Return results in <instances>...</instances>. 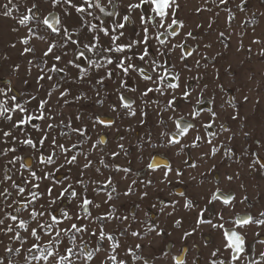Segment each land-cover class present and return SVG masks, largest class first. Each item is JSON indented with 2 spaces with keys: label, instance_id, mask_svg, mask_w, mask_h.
Instances as JSON below:
<instances>
[{
  "label": "snow or ice",
  "instance_id": "snow-or-ice-1",
  "mask_svg": "<svg viewBox=\"0 0 264 264\" xmlns=\"http://www.w3.org/2000/svg\"><path fill=\"white\" fill-rule=\"evenodd\" d=\"M47 2L51 10L46 14L40 13L38 3L33 0L30 7L26 6L25 11L20 13L19 17H15L18 24L27 30V35L20 40L24 45L21 55L35 54L36 49L31 43L34 39L47 45L42 56L38 58L39 63H35L38 69L36 77L38 85L45 78L53 81L56 76H60L64 83L83 82L89 78L90 70L95 69L104 71V75L95 80V86L102 88L106 79L113 80L119 73L123 77L115 90L119 108L125 110L126 115L134 117L136 101L129 99L124 93L137 91L135 87L129 86L127 79L135 73L145 82V88L140 92L142 98L148 97L150 93L159 96L171 95V99L167 101L162 111L170 110L176 113L178 98L175 92L181 88V74L174 71L176 66L171 64V56L179 50L178 59L184 67H187L186 61L199 51L198 48L187 44L188 39H196L192 31L185 32L184 37L179 42L176 41L185 28V22L177 16L180 9L177 0H107L106 4L104 0H79L78 3L76 0H47ZM231 2L232 0H204V5L198 7L196 12H212V8L207 7L209 3L215 5L217 9L223 6L222 10L227 13V22L230 26L236 19V13L228 7ZM247 3L248 0H239L235 7L243 13L246 11ZM0 7L3 9L0 15L5 17H12L14 10L20 12V6L14 3V0H7V3ZM219 15L217 11L216 16ZM254 17L255 14L245 23L255 24ZM73 19L76 21L75 24L71 23ZM136 20L139 23L134 29L135 38L127 37V42H124L127 26L135 24ZM212 23L208 24L209 28L212 27ZM13 30L19 31V29ZM85 30L91 37L90 40L81 39ZM41 32L46 35H41ZM219 37L223 38L221 43L227 48L228 44L225 41L229 37H226L223 31L219 33ZM102 38H107V44ZM252 43L260 44L261 41L253 40ZM11 47L14 48L15 44ZM204 47L211 48V44H205ZM69 50L73 52V58L65 60ZM248 51L250 52L251 49ZM259 55L264 57V48ZM49 58L53 61L51 66L48 63ZM201 58L206 59L204 56ZM195 63L199 66L200 60H196ZM28 64L34 65V61L28 60ZM19 68L20 65L17 64L12 71L18 72ZM70 69H76V76L71 81L66 79ZM24 82L28 83L27 80ZM218 87L223 89V85ZM54 92L59 93L57 103L63 101V104L67 105L72 102L67 99L71 95V88H62L60 81L52 84L47 96L51 98ZM191 96V91L185 88L180 99L191 104ZM96 97L95 103L103 106L104 100L100 98L99 90L96 91ZM35 99L36 96L24 99L23 94L18 97L10 80L0 86V122L5 124V127H0V144L4 145L0 148V158H7L3 164V171L0 172V247L3 248L0 264H17L14 257H22L23 264H94L100 253L104 255L99 260V264H131L138 261L149 264L147 259L139 255L141 250L139 243L134 248H127L126 255L122 256L119 251L122 247L119 237L114 232L106 231L107 225L113 220L124 222L129 219L127 216L116 215L115 205L111 202L114 200L113 194L117 193V188L111 176L104 180L91 181L92 192L95 196L104 193L106 198L103 204L108 206L107 211L99 215L93 214L92 209L99 210L102 205L89 197V185L85 183L84 174L93 169L94 161L90 159L92 152H102L107 140L98 135L93 141L88 127L86 125L74 127L71 119L67 121L61 119L57 122L52 108L48 107L49 99L40 100L37 107L30 110L28 105ZM73 99L81 101L87 97L77 95ZM243 99L247 102L248 97L245 96ZM144 103L148 104L149 101L144 100ZM152 103L158 102L152 101ZM228 103L235 106L232 101ZM202 104L203 100L197 98L195 105ZM195 105L188 113L190 120L183 115L168 117L174 124V130L160 133L159 146L176 148V154L180 155L186 148L194 149L199 148L201 144H207L210 146V151L204 155L214 157L223 147L222 144L217 146L213 142L218 133L210 131L218 119L217 112L208 108L207 112L211 119L207 123L201 122L197 127L196 122L200 120L204 109H197ZM110 107L113 112L118 110L115 104ZM145 115L146 113L141 110V116ZM16 116H19V119H15ZM231 119H240L238 110ZM76 120L81 121L82 117L77 115ZM143 122L142 119L141 123ZM114 123V120L99 115L91 119L93 128L97 125L111 128ZM160 124L167 126L163 119L160 120ZM219 127L224 132L230 131L223 123ZM201 128L205 133L203 136L200 135ZM33 133L39 135L34 137ZM244 135L248 136L249 133L245 132ZM190 136L191 139L188 140ZM73 137H76L75 142H72ZM256 143L260 144L259 141ZM85 144L89 145L87 150ZM118 147L119 152L110 153L112 160L121 153L128 155L123 144ZM25 150H31L30 155L25 156ZM224 154L231 157L233 151L227 148ZM251 157L249 165L251 170L264 173V159L258 152H252ZM199 158L203 159V156ZM97 163L104 168L110 167L103 156ZM183 163L189 168L197 167L188 160H184ZM112 167L116 172L124 174L132 171L131 168H122L119 165ZM146 167L152 172L163 168L161 183L164 184L171 183L169 176L172 173L176 177L183 175L180 168L174 169L170 163L161 162L156 157H152V161ZM214 167L209 169V172L213 171ZM73 168H79V177L75 180L71 178ZM61 170H65L63 174ZM95 172L103 175L99 167L95 168ZM226 179L231 181L233 177L227 176ZM177 182L183 181L178 179ZM136 183V180H132L123 195H131L135 191L133 185ZM147 183L151 184L152 181L149 180ZM175 195L183 198L182 207L185 211L195 212L192 227L183 231L181 239L187 240L193 237L205 225L222 233V248L217 247L211 251L208 264H244L245 260L247 264L264 262V251L258 253L259 259H247L251 253L246 249L245 236L238 231L250 225L264 226V212H260L257 217L251 214L245 216L236 214L225 220L221 211L215 214V220L219 221L217 223L206 215L209 212L208 205L219 201L224 207H234V195H225L221 188L217 187L207 198L203 208L182 191ZM147 196L148 192L145 191L140 199ZM247 199L248 197L245 196L244 200ZM160 203L163 205L160 208L161 212L171 208V211L167 212L170 217L178 210L179 201L173 200L170 204H164L162 201ZM152 207L155 208L156 205ZM226 223L231 224L232 227L226 228ZM173 227L183 228V220L175 219ZM128 231L129 228L125 227L120 231L119 236L127 235ZM145 231L154 232L156 236L163 235V229L155 223L147 225ZM131 235L139 238L142 233L132 231ZM256 235L259 236L260 233L257 232ZM105 242L108 244L107 248L104 247ZM258 243L264 245V239H260ZM188 252V248L185 247L178 255H172L173 264H189ZM224 252L228 253L227 257L223 256ZM191 264H197L196 257L192 258Z\"/></svg>",
  "mask_w": 264,
  "mask_h": 264
},
{
  "label": "rangeland",
  "instance_id": "rangeland-1",
  "mask_svg": "<svg viewBox=\"0 0 264 264\" xmlns=\"http://www.w3.org/2000/svg\"><path fill=\"white\" fill-rule=\"evenodd\" d=\"M32 2L33 0H14V3L19 4L20 12L14 10L12 17L0 15V86L10 80L18 97L21 94H23L24 99L36 96V99L28 105L30 110L35 109L40 100L49 99L48 107L52 108L57 122L61 119L65 121L71 119L74 127L86 125L93 141L97 139L98 135L107 140L102 152H92L90 159L94 161V166L93 169L85 172L84 178L85 183L89 185V197L102 205L99 210L92 209L94 215L107 211L108 206L103 204L106 198L104 193L95 196L92 192L91 181L104 180L108 176L113 178L117 193L113 194L114 200L111 203L115 205L116 215L127 216L129 219L124 222L113 220L107 225L106 231L114 232L119 237L122 245L119 251L122 256L126 255L127 248H134L139 243L141 245L139 255L147 259L149 264H173L171 256L178 255L183 248L187 247L189 264H191L193 257L197 258V264H208L211 251L217 247L222 248V233L205 225L193 237L187 240L181 239L183 231L192 227L195 212L185 211L182 207L183 198L175 195V193L184 192L200 208L205 207L207 198L217 187L225 193H233L235 196L234 207H224L219 201L208 205L209 212L206 215L213 218L214 222L217 223L219 221L215 220V214L221 211L225 220L236 214H251L257 217L260 212H264V173L253 171L249 167L252 152H258L260 157L264 159V147H262L264 145V57L259 55L261 49L264 48V0H248L246 11L243 13L235 7L239 0H232L228 7L236 13V19L231 22L230 26L227 22V13L222 10L223 6L221 9H217L215 5L209 3L207 7L212 8V12L197 13L196 9L204 5V0H177L180 4L177 16L185 22V28L181 31V36L176 38V41L179 42L184 37L185 32L192 31L196 39H188L187 44L199 50L186 61L187 67H184L178 59L179 50L171 56V64L176 66L174 71L181 74V88L175 92L178 98L177 111L176 113L170 110L168 112L162 111L167 101L171 99V95L159 96L150 93L148 97L142 98L140 92L144 90L145 82L140 80L135 73H132L127 78L128 83L137 91H126L124 94L136 101L134 105L136 116L134 117L126 115L125 110L119 108L115 91L119 87L120 79L123 78L119 73L114 76L113 80L106 79L105 86L102 88L95 86V80L104 75V71L95 69L90 70L89 78L83 82L64 83L60 76H56L53 81H48L46 78L41 81L40 85L43 87L37 84L38 69L35 67V63H39L38 58L42 56L47 45L34 39L31 43L36 49L35 54L21 55L24 45L20 43V40L27 35V30L21 27L15 18L25 11L26 6L30 7ZM36 2L41 14H46L51 10L47 0H36ZM76 2L78 3L79 0ZM5 3L7 0H0V5ZM104 3L106 4L107 0H104ZM2 11L3 9L0 7V12ZM217 11L220 13L219 16H216ZM253 14H255L256 23L246 24L245 21L253 18ZM73 16H75L74 13ZM210 22H213L211 28L208 27ZM71 23L75 24V19ZM138 23L136 20L135 24L127 26L124 42H127V37L135 38L134 29ZM241 25L244 26L241 27ZM13 29H19V31ZM221 31L225 33L226 37H229L225 41L228 44L227 48L221 43L223 39L219 37ZM40 34L46 35L44 32ZM81 39L85 41L91 39L86 30ZM102 39L107 44V38ZM253 40H259L261 43L253 44ZM13 44H15L14 48L11 47ZM205 44H211V48H205ZM249 49H251L250 52ZM73 55V52L69 50L65 60L73 58ZM202 56L206 59H202ZM28 60H33L34 65H29ZM196 60H200L199 66L196 65ZM52 62V59L49 58V66ZM136 63L140 62L136 61ZM17 64L20 65L19 71L13 72L12 68ZM62 65L63 61L61 62ZM29 69H31L30 72ZM75 76L76 69H70L66 79L71 81ZM25 80L28 81L27 84H25ZM56 81L61 82L62 88H71V95L67 97L72 101L70 104L64 105L63 101L57 103L58 92H54L51 98L47 96V92ZM218 85H223V89ZM185 88H188L192 93L191 104L180 99ZM97 90L100 91V98L104 100L103 106L95 103ZM201 93H203L202 96ZM77 95H85L87 99L75 101L73 98ZM245 96L248 97L247 102L243 99ZM197 98L202 99L206 106L202 107L203 104L195 105ZM233 98L235 99L233 100ZM144 100H148L149 103L145 104ZM152 101L158 103H152ZM229 101H232L235 106H231ZM113 104L117 106L116 112L111 111L110 106ZM193 105L197 109H204L200 120L196 122L197 127L200 126L201 122L207 123L211 119L206 111L208 107L217 112L218 119L210 131L218 133L213 142L217 146L222 144L223 147L214 157L204 155L210 151V146L207 144H201L199 148L194 149L186 148L180 155L176 154V148L159 146L160 133L174 130V124L168 117L183 115L190 120L188 113L192 110ZM141 110L146 113L143 117ZM237 110L240 119L232 120L231 116ZM77 115L82 117L81 121L76 120ZM97 115L110 118L115 123L111 128H105L101 125L93 128L91 119ZM15 119H19V116H16ZM142 119L143 123H141ZM161 119L166 122V127L160 124ZM221 123L230 131H222L219 127ZM0 127H5V124L0 122ZM245 132L249 135L245 136ZM204 134V130L201 128L200 135L203 136ZM37 135L39 134L33 133L34 137ZM190 139L191 136L188 140ZM75 141L76 137H73L72 142ZM256 141H259L260 144L258 145ZM120 144H123L127 149L128 155L121 153L115 160H112L110 153L119 152L118 146ZM3 147L4 145L0 144V148ZM84 147L87 150L89 145L85 144ZM227 148H231L233 151L231 157L224 154ZM30 153L31 150H25L24 155L28 156ZM156 155L167 158L174 169L180 168L182 170L183 175L176 177L172 173L169 176L171 183L164 184L161 183L163 168H160L151 176L148 173L147 177L143 178L147 169L146 165ZM101 156L110 164L109 168H104L103 165L97 163ZM201 156L203 159L199 158ZM6 159L0 158V172L3 171V164ZM184 160L195 163L197 167L195 169L187 167L183 163ZM82 163L81 158V166ZM112 165H119L122 168L128 167L132 171L128 174L116 172ZM213 166H215L214 170L209 172ZM96 167L101 169L103 175L95 172ZM64 171L61 170V174ZM202 173L204 175H201ZM227 176H232L233 179L229 181L226 179ZM78 177L79 168H73L72 180ZM217 177V181L214 180ZM178 179L183 182L178 183ZM132 180L137 181L133 185L135 191L129 196H124L123 193L127 191ZM149 180L152 181L151 184L147 183ZM145 191L148 192V196L140 199L141 194ZM245 196L248 197L247 200H244ZM173 200L179 201V206L177 212L170 217L167 212L171 211V208L161 212L160 208L163 205L160 202L170 204ZM242 200H244L243 203H241ZM154 204L156 205L155 208L152 207ZM45 206L47 207V204ZM133 216H135V220H133ZM175 219L183 220V228L176 229L173 227ZM151 223H155L163 229L162 236H156L154 232L145 231L147 225ZM125 227L129 228L128 234L119 236L120 231ZM225 227L230 228L232 225L226 223ZM132 231H140L142 236L133 237ZM238 231L245 236L247 251L251 253L247 259H259L258 253L264 251V245L258 243L260 239H264V226L250 225L246 229H238ZM257 232L260 233L259 236L256 235ZM85 239L88 238L85 237ZM104 247H108L107 242H105ZM0 254H3L2 247H0ZM103 255L100 253L94 264H99ZM227 255V252L223 253L224 257ZM13 259L17 264H23L22 257H14ZM129 260L131 262L130 257ZM131 264H142V261L131 262ZM244 264H247V260Z\"/></svg>",
  "mask_w": 264,
  "mask_h": 264
},
{
  "label": "flooded vegetation",
  "instance_id": "flooded-vegetation-1",
  "mask_svg": "<svg viewBox=\"0 0 264 264\" xmlns=\"http://www.w3.org/2000/svg\"><path fill=\"white\" fill-rule=\"evenodd\" d=\"M127 96V95H126ZM128 97V96H127ZM129 99H131V100H133L132 98H130V97H128ZM204 106H206V104L204 103L203 104V106L202 107H204ZM209 108V107H208ZM206 110V109H205ZM207 111V110H206ZM105 119H110V118H105ZM154 157H156L158 160L159 159H162V160H165V161H167L168 163H170L169 162V160L167 159V158H165L164 156H162V155H156V156H154ZM152 161V160H151ZM150 161V162H151ZM148 173H150L149 175L151 176V174L153 173L150 169H146V171H145V175L143 176V178H146L147 177V175H148ZM217 179H218V177L216 178V179H214V180H216L217 181ZM218 185H219V183H218ZM225 195H234L233 193H231V192H229V193H225L224 191H222ZM240 216H245V215H248V214H239ZM231 228V227H230ZM246 249H247V246H246ZM168 252V251H167Z\"/></svg>",
  "mask_w": 264,
  "mask_h": 264
},
{
  "label": "water",
  "instance_id": "water-1",
  "mask_svg": "<svg viewBox=\"0 0 264 264\" xmlns=\"http://www.w3.org/2000/svg\"><path fill=\"white\" fill-rule=\"evenodd\" d=\"M161 162H164V163H168L167 161H165V160H162V159H159Z\"/></svg>",
  "mask_w": 264,
  "mask_h": 264
}]
</instances>
